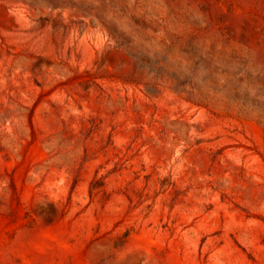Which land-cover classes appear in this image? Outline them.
Wrapping results in <instances>:
<instances>
[{
    "label": "rangeland",
    "instance_id": "rangeland-1",
    "mask_svg": "<svg viewBox=\"0 0 264 264\" xmlns=\"http://www.w3.org/2000/svg\"><path fill=\"white\" fill-rule=\"evenodd\" d=\"M0 264H264V0H0Z\"/></svg>",
    "mask_w": 264,
    "mask_h": 264
}]
</instances>
